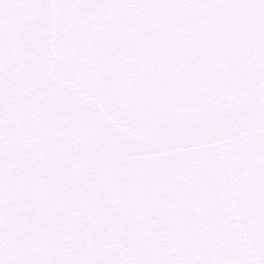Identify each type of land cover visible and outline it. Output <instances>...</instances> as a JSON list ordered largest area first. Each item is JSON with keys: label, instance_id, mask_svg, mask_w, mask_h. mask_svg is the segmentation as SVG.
Wrapping results in <instances>:
<instances>
[{"label": "snow or ice", "instance_id": "1", "mask_svg": "<svg viewBox=\"0 0 264 264\" xmlns=\"http://www.w3.org/2000/svg\"><path fill=\"white\" fill-rule=\"evenodd\" d=\"M0 264H264V0H0Z\"/></svg>", "mask_w": 264, "mask_h": 264}]
</instances>
